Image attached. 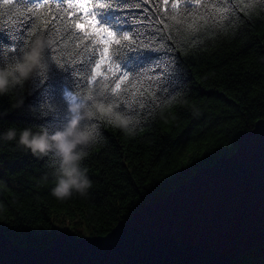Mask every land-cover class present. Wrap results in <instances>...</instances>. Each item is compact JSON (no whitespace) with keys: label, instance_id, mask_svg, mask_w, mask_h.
Listing matches in <instances>:
<instances>
[{"label":"trees","instance_id":"1","mask_svg":"<svg viewBox=\"0 0 264 264\" xmlns=\"http://www.w3.org/2000/svg\"><path fill=\"white\" fill-rule=\"evenodd\" d=\"M84 2L95 5L97 0ZM112 2L135 5L126 10L124 19L135 15L144 21L129 22L125 29L134 27L145 43L170 49L153 57L164 68L161 84L148 87L147 81L130 78L113 93L119 69L106 61L101 70L110 65L112 71L95 75L101 48L87 24L76 27L77 17L82 23L84 13L69 8L75 0H12L11 4L0 0V66L23 55L21 39L30 47L42 35L51 41L46 53L54 48L56 58L78 72L57 69L53 75L48 64L46 71L0 96V131L10 124L62 127L75 115L71 106L82 103L90 91L102 93L106 103L138 121L135 135L100 117L90 121L97 127L98 139L83 164L92 187L86 197L75 194L65 201L52 196L51 180H41L54 163L51 156L0 143V225L21 247L45 250L68 230L78 238L107 235L146 204L185 184L198 169L231 156L240 136L264 119V0ZM35 4L42 7L34 8ZM108 11L116 10L105 14ZM100 16L98 12L96 19ZM28 22L35 29L31 40L32 29L23 27ZM11 35L18 39L12 41ZM13 44L16 52L11 51ZM153 61L145 62V71L155 67ZM21 98L23 105L14 107ZM54 111L61 115L56 124L50 118ZM231 264H264V245Z\"/></svg>","mask_w":264,"mask_h":264},{"label":"water","instance_id":"2","mask_svg":"<svg viewBox=\"0 0 264 264\" xmlns=\"http://www.w3.org/2000/svg\"><path fill=\"white\" fill-rule=\"evenodd\" d=\"M264 245V119L237 150L202 167L105 236L59 235L45 250L0 225V264H231Z\"/></svg>","mask_w":264,"mask_h":264},{"label":"clouds","instance_id":"3","mask_svg":"<svg viewBox=\"0 0 264 264\" xmlns=\"http://www.w3.org/2000/svg\"><path fill=\"white\" fill-rule=\"evenodd\" d=\"M51 41L42 35L36 36L30 47L14 63L0 66V96L8 94L18 85H23L35 75L49 67L46 49ZM23 99L17 100L14 107H21ZM75 114L62 127L51 129L47 126H24L10 124L0 131V143H14L16 147L30 151L41 157L51 156V170L42 178V182L52 181L51 194L58 201H65L75 194L86 197L92 187L88 168L83 161L89 155V149L98 139L94 118L107 120L112 126L120 128L128 135H135L138 121L106 103L101 94L86 95L82 103L71 106Z\"/></svg>","mask_w":264,"mask_h":264},{"label":"snow or ice","instance_id":"4","mask_svg":"<svg viewBox=\"0 0 264 264\" xmlns=\"http://www.w3.org/2000/svg\"><path fill=\"white\" fill-rule=\"evenodd\" d=\"M190 2V0H189ZM199 0H197V3ZM4 3L11 4L12 0H4ZM34 8L42 7L41 4H35ZM89 7H95L97 11H87ZM136 7L132 4H124L123 6L112 2V0H108V2H100L97 0L95 5L86 4L84 0H75V3H70L69 8L78 9L80 12L84 13L83 22L81 23L80 18L77 17L76 27L80 28L83 24H87L88 29L90 30V34L93 39H95L96 45L101 48L99 52V61L94 64V72L95 75H100L103 77L104 72H111L112 68L109 65L106 68L102 69V66L106 61H110L115 64V67L119 69V74L115 79V86L111 89L113 93H116L117 90L121 88V82L129 81L132 79H140L141 81H147L148 87H151L153 84H161L164 81V68L161 65L160 59H155L153 61V57H158L161 51H169L170 49L156 48L153 47L151 42L145 43L144 40L139 39L140 33L134 27H129L125 29V24H139L144 23V21L140 20L135 15L129 17L127 20L124 17L128 16V12L126 10L132 9ZM176 5L172 4V8H175ZM116 11H108L105 14V10H113ZM207 11V9H206ZM98 12H101L100 19L97 20L96 17ZM29 15L34 16L35 18H39L38 14L29 12ZM69 15H72L70 12ZM89 17H91V21L89 22ZM21 25H16L19 28ZM25 30L32 29V25L30 22L23 24ZM35 35V29H32L28 33V39L31 40L32 36ZM10 39L12 41H16L18 37L16 35H11ZM21 43L24 44V47L20 49L23 53L26 49L29 48L27 43L21 39ZM110 50L111 54H110ZM12 52H16V45L13 44L11 47ZM56 50L54 48H50L49 52L46 53L48 58V64H50L51 71L53 75L57 74V69L62 70L65 73L78 74L77 70L74 68H69L65 66V63H62L60 60L56 58ZM89 59H92L89 57ZM172 62H175V58H171ZM116 61H119L117 63ZM153 61L155 67L148 68L147 71L144 70L145 62ZM82 63V61H81ZM152 73L148 75V73ZM95 75L92 79H95ZM50 87V86H49ZM153 95H155L153 93ZM141 108H144L145 105L141 103L139 105ZM51 120L53 124H56L60 119L61 115L58 111H54L51 114Z\"/></svg>","mask_w":264,"mask_h":264},{"label":"rangeland","instance_id":"5","mask_svg":"<svg viewBox=\"0 0 264 264\" xmlns=\"http://www.w3.org/2000/svg\"><path fill=\"white\" fill-rule=\"evenodd\" d=\"M67 230H68V229H67ZM66 234H72V235H75L76 233L73 232V231L68 230V232H67Z\"/></svg>","mask_w":264,"mask_h":264}]
</instances>
